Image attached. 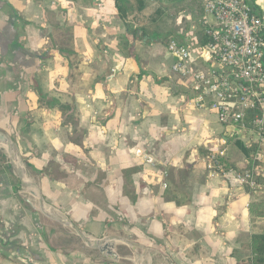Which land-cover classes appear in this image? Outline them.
<instances>
[{"label": "crops", "instance_id": "obj_1", "mask_svg": "<svg viewBox=\"0 0 264 264\" xmlns=\"http://www.w3.org/2000/svg\"><path fill=\"white\" fill-rule=\"evenodd\" d=\"M143 2L133 21L147 36L134 40L114 0H0V149L20 181L0 173V264H124L108 251L121 240L136 254L126 264H242L264 233V217L249 213L264 188L250 197L207 170L222 140L225 170L244 171L247 160L232 128L185 108L189 82L172 72L167 41L154 37L160 20H145L153 7ZM251 3L264 34V0ZM161 20L193 48V69L206 68L194 30L180 38L188 13ZM39 196L71 226L41 213ZM48 221L99 241L83 243L100 260L54 244Z\"/></svg>", "mask_w": 264, "mask_h": 264}, {"label": "built area", "instance_id": "obj_2", "mask_svg": "<svg viewBox=\"0 0 264 264\" xmlns=\"http://www.w3.org/2000/svg\"><path fill=\"white\" fill-rule=\"evenodd\" d=\"M146 1L154 5L166 0ZM196 1L202 6L208 42L195 55L206 63V71L191 66L193 48L170 40L167 50L175 59L172 72L189 82L191 97L185 100V108L212 112L223 127L243 128L245 112L256 110L255 130L245 137L246 143L258 146L253 156L255 165L242 172L225 170L221 160L228 146L226 140L220 141L219 150L204 157V163L211 177H222L231 187L246 188L250 197H257L261 189L257 177L264 175L263 19L253 12L251 0ZM231 137L236 140L233 133ZM135 156L145 165L157 164L149 153L136 151Z\"/></svg>", "mask_w": 264, "mask_h": 264}, {"label": "trees", "instance_id": "obj_3", "mask_svg": "<svg viewBox=\"0 0 264 264\" xmlns=\"http://www.w3.org/2000/svg\"><path fill=\"white\" fill-rule=\"evenodd\" d=\"M114 1L119 15H121V18L124 21H126L125 27L127 29L128 35L134 40L138 39V33H140V35H142L143 37L147 36V30L145 29L146 26L144 25V23H142L143 21H141V18H139L141 22L139 23V25L138 24L136 25V23H134L135 21H133L138 19V15L137 14L134 15L133 12L134 11L139 12L143 8L144 6L143 0H134V3L130 4L132 5L131 9L130 7H127V4L129 3L128 0H114ZM151 6L153 7V11L150 14V16H147L145 18V20L147 21L151 20L152 22H157L161 20L164 16L171 19H176L181 13L187 12L189 16V20L184 25V28L180 33L181 40L189 32V29L192 28V25H194V32L192 34V37L195 39V43H194L195 46H197L198 48H203L207 44L208 37L205 35L204 27L202 26L203 11H202V6L199 2H197L196 0H166L159 4H154ZM253 12L259 16V14L256 13L254 8H253ZM168 30L169 29H167L166 31ZM168 35L169 38L165 40L167 41V43L170 40H177L172 35V33H170V31H168ZM161 36H162L161 31H158L154 35V37L158 38L159 41H161L162 38ZM118 49L124 55L130 53L127 44L121 43L120 45H118ZM47 106L51 107V104L48 103ZM255 115H256V110L254 109L247 110L244 114V120H243L244 127L241 129L232 128L235 129L232 132L236 138V140H234L235 144L245 154L247 160L246 169H251L255 165L253 161V156L258 148L256 143L248 144L244 141L248 132L255 130V127L253 126V119ZM229 138L232 139L231 135ZM221 163L224 164V161L221 160ZM5 172H8L9 178L13 186L18 188L20 186V181L15 176H13V174H11V172L9 171V167L7 165L6 157L4 153L0 151V173H5ZM237 172H242V170ZM257 180L258 183L264 188V175L258 176ZM249 213L252 218L264 217V196L259 199L257 198L253 200L249 204ZM242 264H264V233L260 235L252 236L250 243V252H248V255L246 256Z\"/></svg>", "mask_w": 264, "mask_h": 264}, {"label": "rangeland", "instance_id": "obj_4", "mask_svg": "<svg viewBox=\"0 0 264 264\" xmlns=\"http://www.w3.org/2000/svg\"><path fill=\"white\" fill-rule=\"evenodd\" d=\"M192 26H194V25H192ZM150 27H152V26H150ZM154 29L162 32L161 41H165L169 38L168 37L169 36L168 31H166L167 29H169L168 22L165 23L162 20H160L159 23L154 27ZM154 29L152 31H149L151 35L154 33ZM201 71H206V68H204ZM2 141L3 140L0 139V146L3 144ZM0 151L3 153L2 149H0ZM6 160H7V158H6ZM16 161L18 162L19 166L23 167V164L20 161V159H16ZM29 187L33 188V186H31V185ZM46 223H47L48 233L51 235V237H53L54 244L58 245L59 247L65 249V250L76 251L77 253L84 255L85 257H91V258L96 257L98 260H100V257H99L100 255L97 254V252L93 251V249H92V248H96L95 245L99 241H93L92 248L86 249L83 241L80 238H78L77 236H75V234L73 232H71L67 227L62 228L60 224L58 225L57 223H53V222L51 223L50 221H48ZM122 245H125V244H123L122 241H114L112 244V247H109V250H108L110 255L114 259H117L121 263H124V264L128 263L127 259L135 261L136 254L133 251H131L130 249H128ZM93 253H95V254H93Z\"/></svg>", "mask_w": 264, "mask_h": 264}, {"label": "water", "instance_id": "obj_5", "mask_svg": "<svg viewBox=\"0 0 264 264\" xmlns=\"http://www.w3.org/2000/svg\"><path fill=\"white\" fill-rule=\"evenodd\" d=\"M12 147H13V153L9 156L10 158V161H11V165H13V161H15L16 159V151H15V145L13 144V142L10 140V139H7ZM14 173L16 176H19V173H17V171L14 169ZM33 188H35L37 190V187L35 185H33ZM39 203H40V208H41V213H43L46 217H48L49 219L51 220H54V221H57V222H60L62 224H66V225H69L71 226V223L65 219L64 217H61L60 215L52 212V211H47L45 210V205L43 204V201L41 199V197L39 196ZM77 235L81 238V240L88 246V247H91L93 245H91V243H89L85 237H83L81 235V233H79V231L77 229H75ZM123 243H126L127 245H130L129 243L125 242L124 240H121ZM100 242L98 243L97 247L99 246ZM107 247H104L102 250H106Z\"/></svg>", "mask_w": 264, "mask_h": 264}, {"label": "bare ground", "instance_id": "obj_6", "mask_svg": "<svg viewBox=\"0 0 264 264\" xmlns=\"http://www.w3.org/2000/svg\"><path fill=\"white\" fill-rule=\"evenodd\" d=\"M10 149V148H9ZM18 167V169L16 168V171L19 173V170H20V173H21V168H20V166H17Z\"/></svg>", "mask_w": 264, "mask_h": 264}]
</instances>
